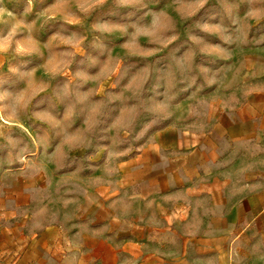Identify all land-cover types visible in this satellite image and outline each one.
Returning <instances> with one entry per match:
<instances>
[{
	"label": "rangeland",
	"instance_id": "374dc122",
	"mask_svg": "<svg viewBox=\"0 0 264 264\" xmlns=\"http://www.w3.org/2000/svg\"><path fill=\"white\" fill-rule=\"evenodd\" d=\"M262 80L264 0H0V199L37 211L36 180L58 196Z\"/></svg>",
	"mask_w": 264,
	"mask_h": 264
},
{
	"label": "crops",
	"instance_id": "0c3cea01",
	"mask_svg": "<svg viewBox=\"0 0 264 264\" xmlns=\"http://www.w3.org/2000/svg\"><path fill=\"white\" fill-rule=\"evenodd\" d=\"M63 178L0 199V264H264V80Z\"/></svg>",
	"mask_w": 264,
	"mask_h": 264
}]
</instances>
